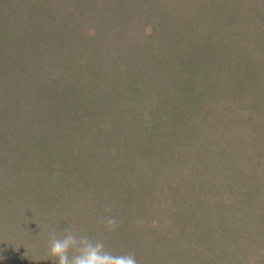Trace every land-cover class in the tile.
<instances>
[{
  "label": "rangeland",
  "instance_id": "obj_1",
  "mask_svg": "<svg viewBox=\"0 0 264 264\" xmlns=\"http://www.w3.org/2000/svg\"><path fill=\"white\" fill-rule=\"evenodd\" d=\"M69 4L77 11L82 42L99 51L92 62L97 70L103 68L100 60L117 70L115 60L122 57L149 83L135 91L126 85L118 94L99 91L103 106L82 102L85 86L69 90V100L75 95L76 99L74 109H69V128L65 126L69 133L61 135L59 129L53 134L49 118H44L48 104H43L44 112L35 103H31L35 108L29 104L20 110L14 104L6 110V128L0 124L1 150L12 143L19 151L31 141L29 148L44 144L50 154L56 149L55 137H68L69 149L85 156L77 165L69 152V171L79 166L90 174L97 168L111 171L110 178L119 177L112 182L117 194L112 203L97 189L85 193L84 187L82 196H75L71 187L69 198H64L70 200L69 208L51 207L50 215L66 217L55 222V232L71 226L81 235L104 240L114 254L134 253L138 264H264V0H69ZM212 5L221 8L210 11ZM202 61L232 64L231 88L195 89L200 84L189 79ZM91 98L88 94L85 99ZM60 99L57 112L58 104H63ZM84 106L88 120L74 114ZM112 110L114 122L91 123L92 117L105 119ZM103 144L105 161L88 170L92 160L87 149L97 154ZM16 156L11 161L21 162L22 156ZM20 178L25 183L32 180L25 173ZM92 178L96 180L89 182L95 188L106 192L112 188L103 174ZM20 180L10 179L2 164L0 197L10 201L19 194L20 202L29 201L20 193ZM40 182L45 184L41 178ZM45 189L37 191L43 194ZM31 202L40 231L34 228L31 238L22 235L23 240L0 235V264H53L46 258L53 230L42 223L49 217L48 207L39 196ZM106 205L111 212H105ZM103 214L115 217V231L105 229Z\"/></svg>",
  "mask_w": 264,
  "mask_h": 264
},
{
  "label": "trees",
  "instance_id": "obj_2",
  "mask_svg": "<svg viewBox=\"0 0 264 264\" xmlns=\"http://www.w3.org/2000/svg\"><path fill=\"white\" fill-rule=\"evenodd\" d=\"M71 5L69 0H0V124L3 125L2 127L6 128V118L8 117L6 110L10 107L15 108L14 104L21 110L22 107L29 104L35 108L32 105L35 103L37 109L39 108V112L45 111L46 107L42 108L43 104H48L50 110H46L43 113L45 114L44 118H49L48 123L52 133L53 131L56 133V131L60 132L59 130H61V135L68 132H65V126L68 125L69 128V109H74L72 108V103L76 99L75 95L72 100H69V90H76L85 86V91L87 92L84 99L82 94H80L82 102L84 103V100L86 104L98 102L103 106V102H101L103 96L100 95L99 91H112L110 92L111 94L114 91L115 94H118L126 85L132 91H135L137 87L142 88V85L149 83L142 74L133 72L132 67L127 64L128 62L125 63L127 59L124 60L122 57L115 60L117 70H112V66L108 64L103 65V60L98 61V64L102 65L104 70H102L103 68L97 70L92 65V62H94L95 55H98L99 51L82 42L80 34L77 33V23L79 21V18L76 19L77 11L71 8ZM218 6H213L210 11L214 9L216 11L217 8H221ZM210 11L203 10L202 13ZM88 58L93 60H88ZM136 62L141 63L139 60ZM221 65L222 63L219 61H202L198 70H191L193 79H189L190 82L192 84H200L199 87H197V84L195 89L231 88L230 84L235 81V69L232 71V64L227 65L224 63ZM122 67L126 68L125 71L123 70L124 74H120ZM99 70L102 72H98ZM109 70L110 72H108ZM224 71L226 77L222 73ZM214 74L220 75V78L213 79L212 76ZM90 75L92 77H89ZM75 81H79L80 84H76ZM126 81L130 83L128 84ZM229 81L230 83H228ZM175 87L177 86L175 85ZM60 92H62L59 95L63 97L62 100L58 98ZM87 93L92 97L91 101L85 99L88 95ZM128 96L131 97L129 94ZM56 99H60V102L63 103L58 104L60 112H57L55 108ZM102 106H99L98 110ZM65 108H67L68 113ZM86 110L87 106H84L74 110V114H80L82 118L88 120ZM24 114L22 113L21 115ZM106 117L105 119H101L102 117L99 116L92 117L91 123L95 122L100 126L107 122H114L116 114L112 110L106 114ZM44 124H47L46 120H44ZM109 126L111 127V125ZM49 134L51 133L49 132ZM47 139L48 137L45 138V141ZM55 140L57 142L52 144V146L56 149L50 154H47L49 151L48 148H44V144L29 148L30 145L34 144L31 141L25 142L27 148H19V151L15 146L12 147V143H10L11 146L5 147L4 150L0 148V159L3 160L0 162V168L2 164L6 166L10 179L12 176L20 180L21 174L24 173L32 179L26 183L20 180V187L22 186L20 193L21 195L24 193L29 201L24 202L22 200L20 202L19 194L10 201L0 197V235H5V239H8L10 235L18 236L19 240H23L22 235H25L26 238H31V231L39 226L35 203L31 202V199L34 200L37 196L41 197L47 205L44 207H48L49 217L42 223L53 231H56L55 222H64L66 217L50 215L51 207L55 205L59 209L69 208L70 200L64 198L65 196L69 198V189L71 187L72 192H76L75 196L77 194L82 196L85 191L83 189L86 187L88 191H85V193L97 189L102 196L105 194L106 199L109 200L108 203H112V197L115 199L117 194L112 182L119 180L117 175L110 178L108 176L113 174L111 171L104 172L105 169L98 171L99 169L97 168L95 172L88 174L86 170L82 172L79 166L78 169L75 168L69 171V152L73 155V161H78L77 165H80L81 160L85 156L82 157L78 151L69 149L68 137L58 136L57 138L55 137ZM97 143L100 145L104 142ZM59 144L62 145L60 149ZM104 145L102 147L99 146L97 154L87 149L86 155L92 160L88 164V170L92 164H95L96 167L102 166V162L105 161V158H103ZM39 148L41 150H37ZM31 149L34 151L32 152ZM36 152L41 158H38ZM17 154L22 156L21 162L20 160L17 163L12 162L11 159H18ZM63 166L66 167V170L61 169ZM38 170L41 172L38 173ZM100 174H103L106 182L112 185V188L107 192V189L100 190L89 182L96 180L92 177ZM40 178L45 181V184L40 182ZM52 178L57 182L51 180ZM32 184H36L38 189L46 187L49 190L45 189L47 193L44 190L43 194H41L36 187H32ZM54 193L55 197L51 201V195L53 196ZM192 195L194 197L196 194L193 192ZM75 201L78 203L77 199ZM66 203L68 204L67 206ZM70 205L71 207L75 206L72 201ZM60 212L63 213V211ZM103 215L107 216L106 214ZM254 215L255 220L260 219L257 214L254 213ZM204 217L209 218V215L206 214ZM37 231L39 232L40 229L37 228Z\"/></svg>",
  "mask_w": 264,
  "mask_h": 264
},
{
  "label": "clouds",
  "instance_id": "obj_3",
  "mask_svg": "<svg viewBox=\"0 0 264 264\" xmlns=\"http://www.w3.org/2000/svg\"><path fill=\"white\" fill-rule=\"evenodd\" d=\"M105 212H111V207L106 206ZM102 223L108 232L118 227L113 216H106ZM46 258L53 264H138L134 253L114 254L106 249L104 240L81 235L71 226L60 234H49Z\"/></svg>",
  "mask_w": 264,
  "mask_h": 264
}]
</instances>
